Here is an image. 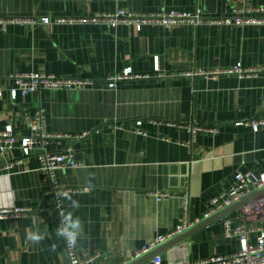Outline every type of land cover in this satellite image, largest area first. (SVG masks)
Returning a JSON list of instances; mask_svg holds the SVG:
<instances>
[{
  "label": "crops",
  "instance_id": "1",
  "mask_svg": "<svg viewBox=\"0 0 264 264\" xmlns=\"http://www.w3.org/2000/svg\"><path fill=\"white\" fill-rule=\"evenodd\" d=\"M262 7L264 0H0V19L50 20L0 25V133L10 126L15 138L29 136L25 119L40 111L47 134L62 138L44 143L38 154L71 150L80 163L56 171L54 190L39 172L38 154L24 157L18 143L0 148V210L26 212L0 220V264H67L56 198L68 225L69 215L80 221L74 245L82 264H127L150 252L141 254L148 242L174 232L184 198L194 226L214 215L210 200L228 192L237 173L264 172V128L253 132L247 124L264 118V71L195 75L235 66L264 70V14L248 24H146L140 30L93 20L172 12L212 22ZM125 71L132 78L108 89L105 80ZM30 74L90 84L12 99L9 76ZM192 125L215 132L191 139ZM261 197L149 263L164 257L160 264H195L236 254L238 242L224 237L225 223L244 224L255 244L264 214L243 219L242 210ZM32 234L44 239L33 242Z\"/></svg>",
  "mask_w": 264,
  "mask_h": 264
},
{
  "label": "built area",
  "instance_id": "2",
  "mask_svg": "<svg viewBox=\"0 0 264 264\" xmlns=\"http://www.w3.org/2000/svg\"><path fill=\"white\" fill-rule=\"evenodd\" d=\"M264 14V7L262 8H248L238 9L234 11L232 19L226 20H212V22L205 21L198 15L190 17L184 14L168 13V14H156L152 16H137L131 15L126 12H117L114 15L103 16L93 18V20H100L110 24H132L137 30L146 24H161L164 26H171L179 23L189 22L191 24L198 23H233V24H248L254 23L256 20L254 15ZM90 21V20H87ZM50 20L47 18L41 19H0V25L4 24H21V25H48ZM264 70H257L252 68H241L235 66L229 70L215 71V72H198L195 75L204 76H217L223 74H236L240 76H249L256 74ZM189 75V74H187ZM132 76L128 71L123 74H118L108 77L105 82L108 89L115 88L116 82L120 80L131 79ZM9 79L13 82V88L10 90V96L15 99L17 94L22 96L31 95L41 90H75L82 89L84 86L90 84L88 81H80L74 79L57 78L55 76L44 75H11ZM25 124L30 130V135L22 138H15L12 135L11 127L8 126L6 130L0 133V148L12 149L13 146L18 143L24 157L38 154L37 148L50 140H57L62 138L61 136H50L45 131V119L42 112L35 113L34 116L25 119ZM248 126L253 132H257L260 127L264 128V118L254 119L247 122ZM188 132L191 139L195 134L200 131H212L199 128L197 126H188ZM39 172L41 176L49 181L52 188L56 189L55 173L58 170L75 169L80 167V163L76 161L75 156L71 150H66L60 155H49L46 153L38 154ZM264 188V172L260 174H253L251 172L237 173L234 176L233 185L228 192L221 193L213 197L210 202V214H214L217 211L230 206L231 204L239 201L250 192ZM165 196V195H163ZM188 202L184 198L182 205V216L180 224L175 228L174 232L166 236H158L155 239L148 242L141 250V254L147 253L159 245L163 244L172 237L184 232L193 226L188 219ZM55 209L59 217L61 229L68 226V222L65 219L64 213L60 208L58 199L55 200ZM25 210H0V220L4 218H17L24 214ZM26 213V212H25ZM264 214V197L259 198L255 203L246 206L242 210L243 219L260 217ZM258 237L255 244H251L248 240V231L244 224H240L235 228H231L227 223L224 224V237L236 238L239 251L236 254L221 257H210L205 260L196 262L195 264H264V228L257 229ZM62 239L65 246L67 264H82L76 256V247L68 242L67 237L62 235ZM96 257V256H95ZM90 259L88 262H90ZM161 260L155 258L154 264H160Z\"/></svg>",
  "mask_w": 264,
  "mask_h": 264
},
{
  "label": "water",
  "instance_id": "3",
  "mask_svg": "<svg viewBox=\"0 0 264 264\" xmlns=\"http://www.w3.org/2000/svg\"><path fill=\"white\" fill-rule=\"evenodd\" d=\"M259 196H264V188L256 190L250 196H247V197L241 199L239 202H237V203L235 202V203L231 204L230 206L225 207L221 211L214 213L213 216L204 219L200 223L190 227L189 229L185 230L184 232H182V233L172 237L171 239L167 240L164 244L159 245L157 248L151 250L146 255H143V256L138 257L134 260H131L127 264H150L149 261L152 258L160 255L161 253L165 252L166 250H168V249L174 247L175 245L179 244L181 241L187 239L193 232H195L198 229L208 225L210 222H212L218 218L223 217L228 211L236 209V208L240 207L241 205L245 204L250 199H252L254 197H259ZM160 259H164V257L160 258Z\"/></svg>",
  "mask_w": 264,
  "mask_h": 264
},
{
  "label": "clouds",
  "instance_id": "4",
  "mask_svg": "<svg viewBox=\"0 0 264 264\" xmlns=\"http://www.w3.org/2000/svg\"><path fill=\"white\" fill-rule=\"evenodd\" d=\"M68 194L65 193V196H67ZM70 223L67 227L63 228V229H59L58 230V234L63 235L65 237H67V240L70 244L74 245L76 242V231L74 230H78L80 228V221L77 219L75 221H71V216L69 215L68 217ZM30 239L33 242H39L42 239H44V237L42 235L39 234H32Z\"/></svg>",
  "mask_w": 264,
  "mask_h": 264
}]
</instances>
